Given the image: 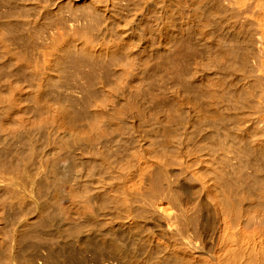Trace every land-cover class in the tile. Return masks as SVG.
Returning a JSON list of instances; mask_svg holds the SVG:
<instances>
[{
	"label": "bare ground",
	"instance_id": "6f19581e",
	"mask_svg": "<svg viewBox=\"0 0 264 264\" xmlns=\"http://www.w3.org/2000/svg\"><path fill=\"white\" fill-rule=\"evenodd\" d=\"M0 264H264V0H0Z\"/></svg>",
	"mask_w": 264,
	"mask_h": 264
},
{
	"label": "rangeland",
	"instance_id": "374dc122",
	"mask_svg": "<svg viewBox=\"0 0 264 264\" xmlns=\"http://www.w3.org/2000/svg\"><path fill=\"white\" fill-rule=\"evenodd\" d=\"M121 7H119V9H120ZM121 10V9H120ZM112 15H119V10H116L115 11V13H112ZM119 16H121V15H119ZM115 17V16H114Z\"/></svg>",
	"mask_w": 264,
	"mask_h": 264
}]
</instances>
